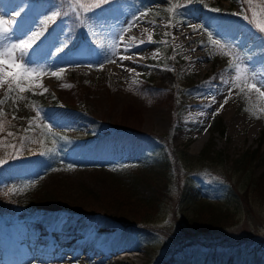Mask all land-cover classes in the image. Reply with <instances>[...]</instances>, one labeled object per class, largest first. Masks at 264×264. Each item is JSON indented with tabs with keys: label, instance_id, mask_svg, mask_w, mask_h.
I'll list each match as a JSON object with an SVG mask.
<instances>
[{
	"label": "rangeland",
	"instance_id": "1",
	"mask_svg": "<svg viewBox=\"0 0 264 264\" xmlns=\"http://www.w3.org/2000/svg\"><path fill=\"white\" fill-rule=\"evenodd\" d=\"M198 1L203 10H191L179 18L173 14L156 17L148 8H138L141 0H111V18L106 24H99L91 14L100 0H0V19H5L8 27L7 40L0 39V45L13 44L19 41L17 37L27 39L32 31H44L42 42L37 41L38 47L32 48L23 59L18 58V51L16 56L17 62L26 61V67L36 70L29 74L30 81L25 85L46 92L55 100H47L46 105L29 104L18 111L25 117L23 125L31 121L32 126H38L36 136L43 153L35 152L34 148L23 152L25 134L21 126L11 136L10 130L0 134V161H9L21 179H44L45 187L32 193V198L34 207L45 211L48 226L58 227L64 220L79 218V224L64 231L85 232L97 223L98 236L106 233L100 225L112 226L115 239L139 242L141 259L146 264H225V256H231L232 264H264V199L248 185L253 170L256 174L261 166L244 170L232 163L245 148L254 146L259 136V112L264 106V96L233 87L236 73L230 67L239 64L247 69L241 75L249 84L264 85V51L251 50L257 39L264 41V33L255 23L246 21L252 19V11L247 10L245 16L241 0ZM151 3L158 6L166 1ZM79 4L84 8L73 11L72 7ZM261 4L264 0H252L256 20L264 23ZM16 8L22 9L19 15ZM53 12L60 15L42 24ZM221 12L241 15L243 21L237 33L230 34L222 27L218 19ZM169 18L179 28L176 32H183L182 38L188 39L185 46L173 41L175 27L164 26ZM192 26H197L195 31ZM142 27L147 30L148 41L153 42L135 52L139 64L126 71H113V35L115 40H121L122 36L129 38L130 32ZM202 32L208 41L211 34L212 40L220 45L204 43ZM186 46L193 47L191 51L200 55V59L192 63ZM76 52H80L78 57L74 56ZM214 53L222 55V59L216 62ZM154 61H162L168 69L191 77L193 84L189 89L176 88L172 104L152 103L135 93V85ZM7 83L0 86V101ZM189 113L193 117H188ZM204 113L210 115L206 116V132L198 140ZM212 114L221 117L223 134L210 131ZM89 120L93 123L100 120L107 131L117 122L136 125L141 132L132 141L110 134L96 149H91L82 146L92 130ZM45 130L48 136L40 139ZM84 163L100 165L102 169L80 167ZM122 166L126 170L138 166L140 171L134 175L112 171ZM128 178L135 192L152 194L154 186L165 184V188L162 195L157 194V211L151 220L135 223L132 227L137 229L129 228L123 235L120 225L109 216L97 212L86 215L89 210L99 208L101 202L99 197L93 198L92 192L86 194L84 190L112 198L109 199L112 211L118 212L119 207L134 211L137 202L123 204L119 200L122 195H118L123 193L120 184H125ZM21 188L22 184L14 185L13 190ZM200 199L214 207L204 211L201 222L209 223L214 216L218 220L213 221H225L224 224L219 227L203 224V228L190 225L187 218L191 207ZM219 209H227L230 214L222 219L218 216ZM10 218L30 220L13 214L0 215V220Z\"/></svg>",
	"mask_w": 264,
	"mask_h": 264
},
{
	"label": "trees",
	"instance_id": "2",
	"mask_svg": "<svg viewBox=\"0 0 264 264\" xmlns=\"http://www.w3.org/2000/svg\"><path fill=\"white\" fill-rule=\"evenodd\" d=\"M155 2L156 0H141L140 5L138 8H144L156 17L160 16H168L169 14H173V12L169 11V9H173L178 12V14H173L175 17L181 18L186 12L191 10H203V4L198 0H165L166 4H161L158 6L153 5L151 2ZM242 2V0H241ZM182 5V7H178ZM241 12L244 15H247L248 6L241 5ZM245 10V11H244ZM249 11V10H248ZM113 13V7L110 3L103 4L100 8H96L92 12V18L96 22H100L99 24H105L110 18ZM241 15L233 14L231 12H221L219 14V22L222 27L228 31L230 34L237 33L239 29V25L242 23L243 19L240 17ZM44 21V20H43ZM248 23L250 22L248 19L246 20ZM204 43L211 45V43L207 40V36L205 32H202ZM251 50L254 52H263L264 51V41L262 39H257L251 46ZM215 61H219L222 59V55L215 54ZM166 63L162 61H154L151 62L150 66H148L147 71L142 74L141 80L135 85L134 90L136 95L143 97L144 99L148 100L152 103H169L172 104L175 100V93L176 88L190 87L193 82L191 80L190 75H183L180 74L178 71H173L168 69ZM12 81H9L5 86V90L2 96V107L0 108V127L4 130H10L11 133L19 132L22 126V133L25 134L23 139V152H28L30 149L34 148L33 150L37 153H43V150L40 146V142H38V138L36 136V130L38 126H32L29 129L28 125H23L25 122V117L19 115V109H25L26 106L29 104H40L46 105V101L49 100L50 102H55L54 99L50 98L51 96L46 92L36 91L31 89L30 87L24 85L26 91L20 93L14 90L11 94H9V85ZM185 89V90H186ZM130 105V104H129ZM264 109V106L263 108ZM259 112V116L261 119V128L259 130V136L254 144V146L250 148H245L241 153L235 156L232 160V163L235 168L237 169H252L255 165L261 166V169L255 174L254 170L252 173V177L249 180V187L250 190L256 192L257 196L264 199V110ZM25 113V112H24ZM16 117V119H13ZM100 120H96L95 123L93 121H88L91 125V133H88L82 146L89 147L91 149H96L99 143H101L105 138H108L111 135L112 137H122L127 141L133 140L134 137L139 136L141 130L136 125H127L123 123H112V130L108 129L105 130L103 125L100 123ZM210 131H217L220 134L224 133V124L221 121V117L217 114H212V119L209 123ZM0 132L1 133H3ZM40 139L46 138L48 136L47 131H44ZM13 165L10 164L9 161H4L0 163V215L7 216V215H15L17 217H28V216H37L43 215L46 220L48 217L45 216V211H41L36 209L34 206V200L32 198V193H34L37 189L44 186V179H21L18 177L19 175L12 167ZM80 167L87 168L90 170H100L102 167L100 165H95L93 163H84L80 164ZM138 167V166H137ZM134 168V170H126L125 166L121 168H114L112 171H126L129 175L136 174L135 172H139V168ZM124 173V172H120ZM254 175V176H253ZM22 188L19 189L20 191L13 190L14 185H21ZM119 186V185H118ZM122 187V195L119 200L121 203H129V201L137 202V208L130 210L123 209L122 207L118 212L110 210V197L106 198V196H101V194H96L95 191L92 190H84L86 194H90L92 192L93 198L99 197V201L101 202L100 207L97 209H91L86 212V215H90L94 212H97L101 215H107L110 217L111 220L117 222L121 227V233L123 235L126 234V230L129 228H133L132 226L139 221H150L152 215L157 211L158 206V197L157 194L164 193L165 184L161 186H154L152 188V194H143L141 192H135L133 190V182L128 178L126 179V183L123 182L120 184ZM115 191L111 193L114 194ZM123 197V198H122ZM102 199V200H101ZM116 203V202H114ZM119 203V204H121ZM135 205V204H134ZM213 205L211 202L200 199L197 200L194 205L191 207L190 217L187 218V221L193 227H201L204 226L208 227H219V224H224L225 221L222 223L218 221L217 217H210L209 220L212 222L206 223L201 222L204 220L202 217L204 211L209 212L213 209ZM124 212V213H122ZM139 213L140 215L135 216L134 213ZM129 213V214H128ZM230 211L227 209L225 210H218V216L224 219L228 217ZM195 219H198L194 222ZM199 221V222H198ZM65 222V228L68 229L76 224H79V218L74 219L72 221H63ZM135 227V226H134ZM225 264H232L231 256H225L223 259ZM227 262V263H226Z\"/></svg>",
	"mask_w": 264,
	"mask_h": 264
},
{
	"label": "bare ground",
	"instance_id": "3",
	"mask_svg": "<svg viewBox=\"0 0 264 264\" xmlns=\"http://www.w3.org/2000/svg\"><path fill=\"white\" fill-rule=\"evenodd\" d=\"M16 12L21 13L22 9L16 8ZM126 23L127 22H125V24ZM3 27L6 28V24L3 25ZM178 29V27L174 28L173 41L177 43L176 45L179 44L180 46V44H183V46H185L188 39H183V32H176ZM12 30L16 32L15 30H17V28ZM125 30H128V28ZM146 31L144 27L137 32L129 31V38H124L122 36L121 40H115L116 36L113 35L112 55L115 54L113 55L112 61L113 71H126L130 66L139 64L140 60L135 52H139L149 45ZM140 41H145V43L141 44ZM19 42L20 41L14 43L18 44ZM133 45L139 46L136 47ZM38 46L39 42H36V44H33L28 49V52L32 48ZM128 46L132 47H130L128 51H125V48ZM192 48L191 46H186L185 52H187L190 61L193 63L195 60L200 59V55L192 52ZM79 55L80 52L74 54L76 57ZM17 56L19 58V52H17ZM35 58L36 57H34V59ZM189 65H191V63ZM193 115L194 114L189 113L188 117H193ZM208 115L210 114L204 113L202 115V132L199 134L198 140H201L203 132H206L205 126L208 121L206 116ZM157 121L160 123V120ZM96 226L97 223H94L93 227L86 229L85 232L75 231V229L64 231L61 225L58 227L49 225L46 227V230H41L43 227L40 221L30 223V220L20 221L13 218L0 220V264H83V260L87 264H146V261L141 259L143 252L139 242L119 241V239H115L114 229L109 225H100V229L103 230L104 233L108 232L109 234L110 232L111 235L107 236L105 233L104 236H98V229ZM91 229H93V231ZM90 230L93 233H91ZM45 231L51 233L53 237L52 240L50 238H45L44 240L40 239V241L37 242L33 240L39 233H43L42 238H44L47 235ZM70 252H73L74 255ZM171 260L172 259H170V261ZM163 263H165V261H163Z\"/></svg>",
	"mask_w": 264,
	"mask_h": 264
},
{
	"label": "snow or ice",
	"instance_id": "4",
	"mask_svg": "<svg viewBox=\"0 0 264 264\" xmlns=\"http://www.w3.org/2000/svg\"><path fill=\"white\" fill-rule=\"evenodd\" d=\"M111 3V0H100V3H97L95 5V8H100L103 4H108ZM244 5L248 6V10L252 11V19L250 22H253L256 24L257 28L259 29L260 32L264 33V23H260L256 20L257 12L252 9V0H242V7ZM182 7V5L178 6ZM84 5L79 4L76 6L72 7L73 11H78L79 9H83ZM212 11H219L217 8H212ZM169 11L173 12V14H178L177 11L173 9H169ZM261 16H264V4H261ZM19 15V13H17ZM60 15L58 12H53L52 16L47 17L44 21H42V24H47L50 21H54L56 16ZM7 22L4 21L3 19H0V39L7 40V35H8V28L3 27ZM154 23V22H153ZM165 27H175L176 25L172 23V19L169 18V21ZM193 30L195 31L197 26H192ZM24 35H27L25 33ZM165 35H169V33H165ZM44 36V31H32L31 35H27V39H23L22 37H17L19 39V43H13V44H4L0 45V86H3L5 83H7L9 80L12 81V83L9 85V94H11L14 90L23 93L26 91L24 85L29 83L30 81V76L29 74L32 72H35V69H30L26 67V61L24 64H21L18 61V58L16 57V52H19V59H23L26 55H28V49L33 45L36 44L37 41H41V37ZM209 41L213 46H218L220 45L219 41L212 40L211 34H209ZM42 42V41H41ZM148 42H153L151 39H149ZM140 43H145V41H140ZM167 43V42H165ZM138 47L139 45H133ZM132 46H128L125 48V51H128L129 48ZM224 47V46H221ZM34 50V49H33ZM63 49H60L62 51ZM115 55V54H113ZM128 58V57H124ZM107 59L112 60V57H107ZM174 59V57H173ZM230 67H234V71L236 73V76L234 80L232 81L233 87L237 88L240 90V92H245V91H254L258 93L261 96H264V91H261V87H264L262 85L261 87H257L255 83L249 84L247 80H245L241 73L246 74L247 69H242L239 64L235 65H230ZM54 75H58L54 73ZM225 83H228L227 81ZM247 85V87H245ZM44 91H47V89H44ZM229 94L231 95V88L229 90ZM227 100H225V103ZM4 101H0V104H3ZM264 110V109H262ZM0 115H3V113H0ZM13 119H16V117H13ZM32 127V122L29 121V129ZM3 131V128L0 127V132ZM9 136L13 135V133L9 132ZM3 162V161H0Z\"/></svg>",
	"mask_w": 264,
	"mask_h": 264
}]
</instances>
